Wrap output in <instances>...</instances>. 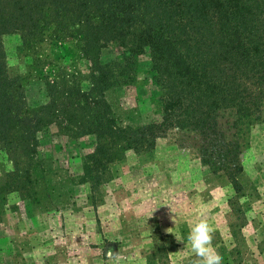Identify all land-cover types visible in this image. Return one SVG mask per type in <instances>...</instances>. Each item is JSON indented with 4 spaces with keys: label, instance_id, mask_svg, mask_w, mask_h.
Segmentation results:
<instances>
[{
    "label": "trees",
    "instance_id": "trees-1",
    "mask_svg": "<svg viewBox=\"0 0 264 264\" xmlns=\"http://www.w3.org/2000/svg\"><path fill=\"white\" fill-rule=\"evenodd\" d=\"M9 34L20 39L24 75L9 70ZM144 54L156 112L121 124L110 95L138 86ZM263 114L264 0H0V151L21 197L38 182L49 131L77 144L91 189L126 152H149L173 129L194 134L200 163L236 189L244 140Z\"/></svg>",
    "mask_w": 264,
    "mask_h": 264
},
{
    "label": "rangeland",
    "instance_id": "rangeland-1",
    "mask_svg": "<svg viewBox=\"0 0 264 264\" xmlns=\"http://www.w3.org/2000/svg\"><path fill=\"white\" fill-rule=\"evenodd\" d=\"M2 41L10 72L28 73L18 35ZM113 56L105 49L101 60ZM138 64V86L110 95L121 124L156 112L148 101L155 93L148 54ZM28 90L35 103L37 83ZM244 141L238 189L200 163L194 134L176 129L149 152H126L96 189L81 181L77 144L53 131L40 138L38 182H30L24 197L0 151V264H114L108 249L119 252L121 264H192L186 237L200 219L215 229L222 264H264V114Z\"/></svg>",
    "mask_w": 264,
    "mask_h": 264
},
{
    "label": "clouds",
    "instance_id": "clouds-1",
    "mask_svg": "<svg viewBox=\"0 0 264 264\" xmlns=\"http://www.w3.org/2000/svg\"><path fill=\"white\" fill-rule=\"evenodd\" d=\"M171 228L165 231L171 233ZM214 227L206 220L200 219L189 225V231L186 237L187 245H190V251L194 256L192 264H222L223 257L213 246ZM178 242L184 241L176 237ZM106 258L113 261L114 264H121L122 257L119 252L108 249Z\"/></svg>",
    "mask_w": 264,
    "mask_h": 264
}]
</instances>
